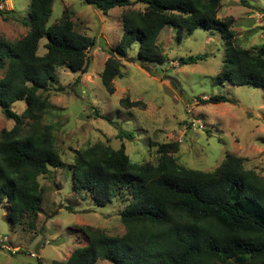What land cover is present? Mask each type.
<instances>
[{"label": "trees", "instance_id": "1", "mask_svg": "<svg viewBox=\"0 0 264 264\" xmlns=\"http://www.w3.org/2000/svg\"><path fill=\"white\" fill-rule=\"evenodd\" d=\"M107 12L126 7L122 13L123 33L104 61L100 80L113 93V81L121 78L119 58L136 62L153 75L147 61H166L158 36L164 27L175 28L178 37L197 28L218 30L224 40V56L216 81L264 88V46L256 51L234 43L233 17L220 18L221 0H81ZM54 0H30L28 32L12 42L0 41V112L13 122L0 130V204L13 224L33 229L41 212L42 187L38 176L64 163L55 147L52 126L41 121L49 101L40 92L55 80V67L84 71L95 48L94 38L77 32L63 15L49 24ZM244 2V1H242ZM139 4L143 9H134ZM44 52L39 54L41 40ZM139 44L137 56L126 50ZM207 57H181V64ZM23 100L21 113L13 110ZM227 101L223 95L202 99ZM140 101L120 100L124 107ZM87 115L86 117H88ZM93 117L111 123L97 110ZM117 137L132 139L118 129ZM177 141L156 145V161L132 163L124 143L112 148L96 142L75 150L72 189L88 191L95 204L115 198L125 202L120 222L125 231L109 235L100 228L81 226L84 245L71 250L64 261L49 264H264V177L245 169L243 159L226 153L210 172L186 168L172 156ZM69 210H71L69 208ZM18 252H24L18 250Z\"/></svg>", "mask_w": 264, "mask_h": 264}, {"label": "rangeland", "instance_id": "2", "mask_svg": "<svg viewBox=\"0 0 264 264\" xmlns=\"http://www.w3.org/2000/svg\"><path fill=\"white\" fill-rule=\"evenodd\" d=\"M125 10L117 6L103 12L81 0H54L52 4L49 24L65 15L77 32L94 38L96 46L88 51L90 60L84 71L56 66L55 80L40 92L49 101L41 121L52 126L64 165L38 176L42 206L33 229L13 224L5 200L0 204V239L24 251L11 254L0 248V264L64 261L71 250L86 243L79 232L81 226L100 228L109 235L125 231L120 222L125 202L112 198L97 205L88 191L72 189L75 150L96 142L114 149L124 143L130 161L139 164L155 163L157 144L177 141L179 149L172 156L186 168L210 172L231 153L242 157L245 169L264 177V88L216 81L224 56V40L218 30L197 28L179 38L175 28L164 27L158 43L166 61H147L152 75L120 57L123 75L113 81V93L106 91L99 75L122 36ZM29 12L30 0H0V41L12 42L25 35ZM217 16L233 17L235 44L252 51L264 46V0H222ZM44 42H40L39 54L44 52ZM138 48V43L132 44L127 56L136 57ZM204 53L207 57L195 63L179 62L181 57ZM213 95H223L227 101H202ZM124 97L140 103L126 108L120 104ZM12 108L21 113L25 102L16 101ZM95 110L111 123L94 118ZM12 126L0 112V130ZM118 129L132 134V139L118 138ZM95 264L111 263L98 259Z\"/></svg>", "mask_w": 264, "mask_h": 264}, {"label": "built area", "instance_id": "3", "mask_svg": "<svg viewBox=\"0 0 264 264\" xmlns=\"http://www.w3.org/2000/svg\"><path fill=\"white\" fill-rule=\"evenodd\" d=\"M263 37H264V34H263ZM193 125H194V123H193ZM0 248L11 253V254H16L19 250L13 246H10V245L4 243L2 239H0ZM30 256L34 257L35 255L33 253H30Z\"/></svg>", "mask_w": 264, "mask_h": 264}, {"label": "crops", "instance_id": "4", "mask_svg": "<svg viewBox=\"0 0 264 264\" xmlns=\"http://www.w3.org/2000/svg\"><path fill=\"white\" fill-rule=\"evenodd\" d=\"M221 4H222V0H221ZM22 249H23V247H22ZM24 250V249H23Z\"/></svg>", "mask_w": 264, "mask_h": 264}, {"label": "water", "instance_id": "5", "mask_svg": "<svg viewBox=\"0 0 264 264\" xmlns=\"http://www.w3.org/2000/svg\"><path fill=\"white\" fill-rule=\"evenodd\" d=\"M122 67H120V69H121ZM24 249V248H23Z\"/></svg>", "mask_w": 264, "mask_h": 264}]
</instances>
